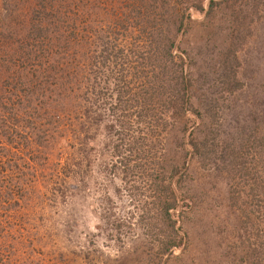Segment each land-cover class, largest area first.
<instances>
[{
  "label": "rangeland",
  "instance_id": "374dc122",
  "mask_svg": "<svg viewBox=\"0 0 264 264\" xmlns=\"http://www.w3.org/2000/svg\"><path fill=\"white\" fill-rule=\"evenodd\" d=\"M214 1L211 11L208 1L202 3L201 11L185 10L174 45V54L184 62L186 96L191 98L192 112L198 115L187 112L174 130L154 137L159 163L181 156L180 142L191 152L183 191L187 235L179 232L185 249H173L160 264H240L247 246L261 239L252 227L262 222L259 204L252 205L256 202L247 190H239L233 199L230 189L244 185L249 177L242 169L248 166L255 167L259 184V168L263 166L262 154H256L260 149L249 148L253 141L256 147L264 134V0ZM38 2L48 4V0H0L1 50L4 43L19 40L29 19L27 12ZM98 20L102 30L95 28L91 16V39L95 31L102 36L108 33L107 17L101 14ZM152 25L143 27L145 36L151 35ZM93 50L92 46L91 58ZM107 65L102 68V78L96 82L90 77L87 82L89 90L99 93L94 97L101 114L90 119L88 135L92 141L85 149L78 140L69 139L66 145L53 143L45 168L36 166L34 178L24 167L32 161L30 156L35 159L28 145L35 141L26 137V120L36 123V133L43 124L52 131L56 117L21 113L16 106L3 114L9 122L3 129L10 139L2 143L7 152H0V186L4 185L0 193L3 188L12 189L20 208H10L12 199L5 200L0 194V264H122L125 261L118 258L116 242L106 238L107 226L117 219L132 228L131 232L125 227L128 235L119 241V248H138L144 256L141 211H136L124 191L118 161L110 154L119 136L116 129L109 128L107 108L115 99L113 80L118 74L111 76L115 69ZM193 129L198 138L211 132L214 155L206 168L191 158L187 143ZM235 157L238 167L231 166ZM8 161L12 171L6 167ZM139 264L152 263L143 259Z\"/></svg>",
  "mask_w": 264,
  "mask_h": 264
},
{
  "label": "trees",
  "instance_id": "16d2710c",
  "mask_svg": "<svg viewBox=\"0 0 264 264\" xmlns=\"http://www.w3.org/2000/svg\"><path fill=\"white\" fill-rule=\"evenodd\" d=\"M204 1H208L209 11L216 5L214 0H48L46 6L38 2L40 4L36 3L27 12L29 19L19 40L4 43L2 50L0 48V152H7L2 143L10 139L3 129L9 123L3 119L8 108L16 106L21 113L51 114L57 120L52 131L43 124L44 128L36 133V123L26 120V137L35 141L28 144L35 159L30 156L32 161L24 167L32 178L36 176V166L40 170L45 168L53 143L57 145L60 141L66 145L71 139L72 142L78 140L83 149L88 147V142L93 139L88 135L90 119L95 114L101 117L96 110L99 93L89 90L88 79L91 77L97 82L102 68L108 67L107 63L115 69L111 76L118 74L113 80L115 99L107 108L111 122L109 128L116 129L119 136L110 154L118 161V177L124 191L136 205V211H141L144 249L142 256L138 248L133 251L119 248V241L128 235L125 227L131 232L132 228L118 219L109 224L106 238L109 242H116L114 247L120 251L118 258L125 261L122 264L132 261L139 264L143 259L160 264L173 249L186 245L179 232L187 235L183 227L187 198L183 191L187 156L191 152L180 142L181 156L159 163L154 137L174 130L187 112L198 115L192 112L191 98L186 96L184 62L174 54V45L185 10L201 11ZM107 10L110 14L106 13ZM101 14L109 20L105 21L108 33L102 36L95 31L91 39L88 35L91 16L95 28L102 30L98 20ZM147 23L153 25L151 35L145 36L143 27ZM91 45L95 53L92 58ZM196 133L197 130L193 129L187 145L192 151L191 158L193 156L201 167L206 168L214 155V142L210 139V131L202 138L196 137ZM261 135L258 145L255 147L253 141L249 148H259L260 152L256 154H262L259 184H256L258 173L255 167L248 166L242 169L249 177L244 185L237 184L236 190L230 189L233 199L239 190H247L246 194L252 195L253 202H256L252 205L259 204L261 208V224L252 225L261 239L247 246L238 261L240 264H264V134ZM237 159H232V167H238ZM250 159L252 163L251 156ZM5 164L12 171L10 162ZM226 172L229 175V170ZM254 189L257 193L253 192ZM0 194L6 197L5 200L12 199L10 208H20L12 189L3 188ZM142 202L140 210L138 206Z\"/></svg>",
  "mask_w": 264,
  "mask_h": 264
}]
</instances>
